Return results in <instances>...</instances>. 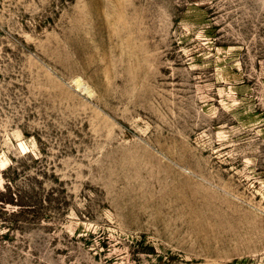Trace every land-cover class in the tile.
<instances>
[{
    "label": "rangeland",
    "instance_id": "obj_1",
    "mask_svg": "<svg viewBox=\"0 0 264 264\" xmlns=\"http://www.w3.org/2000/svg\"><path fill=\"white\" fill-rule=\"evenodd\" d=\"M0 264H264V0H0Z\"/></svg>",
    "mask_w": 264,
    "mask_h": 264
}]
</instances>
